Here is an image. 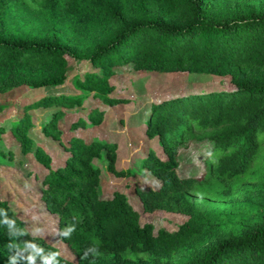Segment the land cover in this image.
<instances>
[{
	"label": "trees",
	"instance_id": "trees-1",
	"mask_svg": "<svg viewBox=\"0 0 264 264\" xmlns=\"http://www.w3.org/2000/svg\"><path fill=\"white\" fill-rule=\"evenodd\" d=\"M128 66L218 80L155 100L140 128L161 150L148 148L141 160V174L159 181L157 188L134 187L143 212L187 221L175 231H155L151 223L141 225L126 194L104 198L98 161L105 158L117 179L139 171L118 169L117 147L105 140L72 136L63 143L59 110L41 126L66 152L54 168L41 147L33 150L26 114L10 135L44 169L41 200L77 260L31 233L0 197V264L12 257V264H29L26 242L43 249L32 264L52 252L57 264H264V0H0V95L67 82L77 91L30 103L26 111L73 109L88 97L110 107L128 104L110 82ZM104 117L95 108L88 122L80 118L69 129L99 126ZM202 140L209 144L204 174L181 177L180 149ZM14 159L0 145V166ZM215 192L218 200L207 195Z\"/></svg>",
	"mask_w": 264,
	"mask_h": 264
},
{
	"label": "rangeland",
	"instance_id": "rangeland-1",
	"mask_svg": "<svg viewBox=\"0 0 264 264\" xmlns=\"http://www.w3.org/2000/svg\"><path fill=\"white\" fill-rule=\"evenodd\" d=\"M110 82L115 87L113 94L127 100L128 104L110 107L99 100L88 97L83 102V106L73 109L63 105H52L34 108L31 111L25 110V105L44 98L76 94L77 91L72 82H67L63 87L52 90L31 91L27 88H20L6 95H0V105L5 106L0 113V129L3 130L0 132V145L12 150L15 157L13 165L0 166V197L7 198L12 203L13 208L26 222L31 233L45 237L70 261H76L77 257L62 239L58 238L57 219L47 214L41 200L44 169H41L37 164L34 152L27 156L20 152L19 144L10 135L11 125L27 114L31 121L32 128L29 134L34 140L33 150L36 147H41L52 157V166L55 168L64 162L66 152L60 143L51 137L43 136L41 126L45 120L51 117L52 112L62 111L64 114L59 121V128L62 131L63 143H66L72 136H80L87 142L96 138L105 140L117 147L116 167L118 169L133 168L139 171L141 160L148 148H153L157 150L158 154H161L156 142L147 139L143 130L140 129L150 104L161 97L181 92L195 84L212 86L218 84V80L214 78L207 79L187 73L140 72L134 70L132 66L118 69L117 74L111 78ZM95 108H99L105 114L100 125L88 126L77 133H72L69 129L71 124L80 118L88 122L89 113ZM208 153L209 144L206 140L192 142L187 148H181L179 151V175L181 177H201L206 169L204 162ZM97 164L101 168L103 197L110 198L116 191L126 194L130 203L141 213V225L151 223L154 225L155 231L159 229L175 231L187 221L188 217L181 214L163 211L153 214L143 212L141 202L135 195L134 187L152 186L157 188L159 181L150 173L141 174L139 171L140 173L137 172L133 178L117 179L107 171L105 158L98 161ZM207 195L218 200L216 192Z\"/></svg>",
	"mask_w": 264,
	"mask_h": 264
},
{
	"label": "clouds",
	"instance_id": "clouds-1",
	"mask_svg": "<svg viewBox=\"0 0 264 264\" xmlns=\"http://www.w3.org/2000/svg\"><path fill=\"white\" fill-rule=\"evenodd\" d=\"M67 231L71 232L72 228L69 227ZM65 234H67V233H65ZM13 246H16V245H13ZM25 247L32 249L31 254L27 257V260L29 261V264H32V262L34 261L35 256L39 255L43 251V249L41 247H38V246H36L35 244H32V243H27L26 242L23 245V248H25ZM93 251H95V248L93 249ZM56 255H57L56 252H52L48 256H42L41 259L43 260V264H57L56 260L54 259V257ZM14 260H15V257L10 258L9 264H12V261H14Z\"/></svg>",
	"mask_w": 264,
	"mask_h": 264
}]
</instances>
